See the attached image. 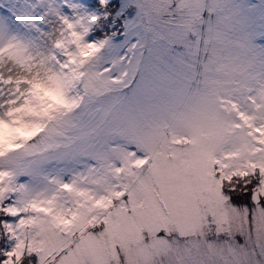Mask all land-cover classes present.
Returning a JSON list of instances; mask_svg holds the SVG:
<instances>
[{"label":"snow or ice","instance_id":"1","mask_svg":"<svg viewBox=\"0 0 264 264\" xmlns=\"http://www.w3.org/2000/svg\"><path fill=\"white\" fill-rule=\"evenodd\" d=\"M0 264H264V0H0Z\"/></svg>","mask_w":264,"mask_h":264}]
</instances>
